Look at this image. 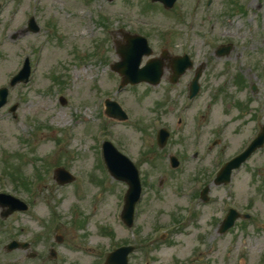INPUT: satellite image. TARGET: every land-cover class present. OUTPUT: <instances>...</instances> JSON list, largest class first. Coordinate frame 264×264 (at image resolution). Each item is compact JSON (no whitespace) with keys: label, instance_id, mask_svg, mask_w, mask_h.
Wrapping results in <instances>:
<instances>
[{"label":"rangeland","instance_id":"rangeland-1","mask_svg":"<svg viewBox=\"0 0 264 264\" xmlns=\"http://www.w3.org/2000/svg\"><path fill=\"white\" fill-rule=\"evenodd\" d=\"M208 1L165 8L150 0H0V87L9 86L26 56L34 68L0 110V189L23 192L12 181L21 178L17 171L32 180L33 207L12 220L7 237L38 238V260L30 263L20 250L9 261L101 264L110 250L132 243L133 264H264V148L229 185H213L207 203L200 195L264 122V0ZM32 16L38 32L28 28ZM123 27L146 35L155 55L168 48L192 53L196 65L209 60L201 95L189 104L184 87L167 81L117 92L121 76L110 64L120 60ZM226 39L235 49L218 58L214 51ZM107 99L118 100L129 117L109 116ZM15 103L17 118L10 111ZM161 127L171 137L160 148ZM105 139L142 175L144 195L131 228L121 219L128 187L104 164ZM172 154L179 167H171ZM58 166L75 174L71 185L53 179ZM231 207L253 217L219 234Z\"/></svg>","mask_w":264,"mask_h":264},{"label":"water","instance_id":"water-1","mask_svg":"<svg viewBox=\"0 0 264 264\" xmlns=\"http://www.w3.org/2000/svg\"><path fill=\"white\" fill-rule=\"evenodd\" d=\"M154 1V0H153ZM164 3L165 6L173 7V4L176 0H160ZM30 29L33 31H38L39 26L35 22L34 17L30 20ZM232 50V46H223L220 48L219 54L224 55L229 53ZM120 53L122 60L113 63V69L118 71L121 75L124 76L123 85L126 83H137L141 81H149L153 84H158L161 80L164 72L165 62L164 59L167 58V53L165 52L162 57L153 59L147 62L146 66L141 68V62L145 54L151 55L152 49L149 46V42L146 38H143L140 35H133L127 37V43L121 46L118 50ZM173 62V71L175 73L174 81H176L183 72L191 67L192 61L189 60L187 56L183 57H174L172 59ZM31 73L29 59H27L23 70L19 72V74L15 75L12 78V86L17 84L18 82H24L29 80V75ZM201 69L199 73L195 77L194 81H192V96H194L199 88L200 85L198 83V79L201 76ZM9 90L7 87H2L0 89V109L6 104L8 100ZM66 102V100H64ZM108 112L112 116H117L123 119H126L127 114L121 109L120 105L114 101H107L106 103ZM18 108V104H15L12 108L14 112ZM259 137L256 138L252 144L250 145L249 149L239 155V157L233 159L229 162L223 169H221L218 178L216 179L215 183H223L229 182L232 174V170L234 168L239 167L242 162L247 160L252 152L257 150L264 144V130L260 132L258 135ZM169 137V132L166 129H160V133L158 135V141L160 146H164L167 143V139ZM104 154L106 158L107 165H109V169L113 176L124 180L129 185V190L125 196L126 204L124 206L123 212V219L126 223L131 226L134 222V212H135V205L141 199L140 194L142 191L141 186V178L139 175V171L135 164L131 162V160L124 155L120 154L118 150L113 146V144L109 141H105L104 145ZM172 162L175 166L179 164L177 159L174 157ZM56 179L62 184L67 182H72L74 177L63 167L57 170L56 172ZM210 190V186H207L203 191L202 195H204V200H208V192ZM0 203L4 206H9L10 209L6 214H9L15 210L26 208V206L21 202L19 199H15L12 195L9 194H0ZM227 217L221 224L220 231L222 233L227 232L231 229L237 219L243 217H249L246 214H240L236 209L231 208L229 213L226 215ZM62 240V237L60 238ZM14 247V244H10L9 248ZM134 246H122L119 249L109 253V257L105 264H129L128 258L129 253L132 252Z\"/></svg>","mask_w":264,"mask_h":264},{"label":"flooded vegetation","instance_id":"flooded-vegetation-1","mask_svg":"<svg viewBox=\"0 0 264 264\" xmlns=\"http://www.w3.org/2000/svg\"><path fill=\"white\" fill-rule=\"evenodd\" d=\"M124 32H128V30L126 29H120L119 30V36H122L124 34ZM119 40H122V38H120ZM117 42V40H116ZM191 55V53H190ZM191 58L193 59L194 57L191 55ZM168 61V60H167ZM193 61V60H192ZM170 62L168 61V64ZM203 74H202V77L200 79V83H201V86H203V83L202 81L206 80L207 76L210 74L207 72V70L209 69V65H210V61L209 60H204L203 61ZM194 61V66L191 67V69L187 70L185 72V74H183L179 81L177 83H172V73H170L168 71V75L165 74L164 77H163V80H162V83L163 81H167L168 84L170 85V88L174 89V88H177L178 86L182 85L184 87V95H186L188 98H189V90H190V86H191V80L185 85L184 84H181V81L186 77V76H189V72L193 73L191 75L192 78L194 77V75L196 74V71H197V65ZM214 77V75H213ZM191 78V79H192ZM189 101H190V98H189ZM261 125V124H260ZM262 126V125H261ZM1 191V190H0ZM31 197H33L32 195H28L27 197V202H29L30 204V208L33 207V202H31ZM6 211V209L2 208V206L0 205V264H19L17 260H11L9 261V256L14 254L15 252L17 251H20V250H24V257L26 259H29V262L31 263L33 260H38L37 256H38V251H37V248L35 246H37L38 244V239H24L23 236L20 235V233H16L15 236L13 237H7L8 234H12L13 232L11 231V228L12 226L10 225L12 220H15L18 218V216H20V214H24L25 212H14L12 213L10 216H8L7 218H5L4 216V212ZM12 240H18V241H26L29 243V249L26 250L25 248L22 247V244L23 242H20V248L16 249V250H13V251H9L8 248H7V244H8V241H12ZM35 262V261H34ZM44 262V261H42ZM45 263V262H44ZM36 264H40V263H36ZM49 264V263H48Z\"/></svg>","mask_w":264,"mask_h":264},{"label":"bare ground","instance_id":"bare-ground-1","mask_svg":"<svg viewBox=\"0 0 264 264\" xmlns=\"http://www.w3.org/2000/svg\"><path fill=\"white\" fill-rule=\"evenodd\" d=\"M41 219V218H40Z\"/></svg>","mask_w":264,"mask_h":264}]
</instances>
